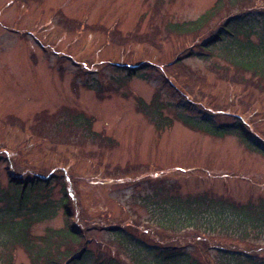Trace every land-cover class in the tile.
<instances>
[{
	"label": "rangeland",
	"instance_id": "rangeland-1",
	"mask_svg": "<svg viewBox=\"0 0 264 264\" xmlns=\"http://www.w3.org/2000/svg\"><path fill=\"white\" fill-rule=\"evenodd\" d=\"M215 2L0 0V195L15 190L11 177L41 179L33 200L58 204L56 215L33 224L34 235L63 226V192L68 223L85 232L94 252L105 249L107 226L128 225L148 240L198 241L141 220V199L155 188L264 201V154L236 133L212 136L177 118L219 124L237 117L264 146L263 79L216 71L224 64L205 59L196 44L206 37L167 28ZM252 2L244 17L261 25L264 0ZM153 101L164 124L149 113ZM199 246L187 248L212 264ZM12 257L33 264L20 246Z\"/></svg>",
	"mask_w": 264,
	"mask_h": 264
},
{
	"label": "trees",
	"instance_id": "trees-1",
	"mask_svg": "<svg viewBox=\"0 0 264 264\" xmlns=\"http://www.w3.org/2000/svg\"><path fill=\"white\" fill-rule=\"evenodd\" d=\"M252 3V0H216L199 16L169 22L167 28L178 35L206 37L196 44L205 59L224 64L214 65L216 71L231 68L264 81V20L259 25L254 17L251 21L244 17L245 7ZM175 63L182 62L176 59ZM153 103L155 106L149 113L156 114L157 124H164L161 106L154 101L149 106ZM177 118L190 129L212 136L236 133L245 145L264 154V146L250 137L240 118L219 124L184 113H178ZM41 182L37 179L23 183L11 177L15 190L0 195V264H14L12 254L18 246L25 249L33 264H204L187 248L196 244L210 255L212 264H264L263 200L241 203L211 193L183 196L155 188L141 199L140 206L146 212L141 220L177 238L191 236L198 241L187 246L178 241L148 240L128 225L107 226L103 228L108 236L105 249L94 252L85 232L73 222L68 223L72 214L65 192L59 204L64 211L63 226L42 235L31 232L33 224L58 212V204L47 207L46 203L33 200L31 191Z\"/></svg>",
	"mask_w": 264,
	"mask_h": 264
}]
</instances>
